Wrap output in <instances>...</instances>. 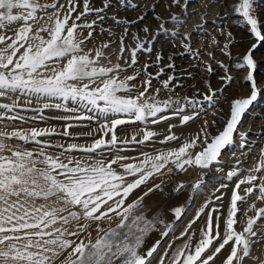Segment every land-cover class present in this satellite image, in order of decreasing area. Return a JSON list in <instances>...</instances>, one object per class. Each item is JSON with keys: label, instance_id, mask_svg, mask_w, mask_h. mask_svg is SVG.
Segmentation results:
<instances>
[{"label": "snow or ice", "instance_id": "6c2138e0", "mask_svg": "<svg viewBox=\"0 0 264 264\" xmlns=\"http://www.w3.org/2000/svg\"><path fill=\"white\" fill-rule=\"evenodd\" d=\"M161 2L150 9L153 21L133 31L146 13L129 20L120 12L139 11L137 0H100V6L94 0H0V264H264V206L257 205H264V147L249 157L248 134L238 131L264 92L253 56L264 43V21L254 0L229 5L252 38L231 66L245 73L240 80L250 95L228 101V113L213 110L223 124L215 133L204 119L196 133L178 135L175 130L207 113L205 104L218 103L234 77L219 61L220 88L208 84L202 99L176 91L175 56L199 58L192 33L181 30L192 0H167V15L154 11ZM200 7L194 31L207 23L210 5L201 0ZM93 33L106 38L97 42ZM226 34L222 51L232 59ZM145 55L154 59L140 64ZM152 66L154 73L147 71ZM162 124L164 131L156 127ZM225 149L236 158L227 170L218 166ZM210 171L223 172L227 183H219L176 236L177 222L192 209L189 201H173L185 191L198 193ZM184 173L199 179L181 182L177 176ZM157 195L161 203L153 208L146 198ZM153 233L158 238L149 245ZM175 240L182 243L174 247Z\"/></svg>", "mask_w": 264, "mask_h": 264}, {"label": "rangeland", "instance_id": "374dc122", "mask_svg": "<svg viewBox=\"0 0 264 264\" xmlns=\"http://www.w3.org/2000/svg\"><path fill=\"white\" fill-rule=\"evenodd\" d=\"M139 4V11L129 10L127 12L121 11L120 15L127 17L129 20H134L137 15L141 13H146L145 21H140L136 25H132V30L136 31L140 26L144 23L152 22L154 12L152 9V5L155 3V0H137ZM203 3H207L210 5L208 9V15L205 17L207 23L204 24L202 30L194 31L197 24L201 23L199 13L204 12V9L200 7L201 0H192V3L189 4L188 13L189 17L186 21V27L182 28V31H187L192 33L191 43L192 47L195 51L199 53V58H196L192 55L184 54L175 56V64L177 71L175 75L177 76V81L180 87L176 88V91L181 95L196 96L197 99H202L201 93L207 92V85L210 84L213 89L220 88L223 81L220 79L224 76V69L220 67L219 61H222L225 65H228L230 68V74L234 77L233 82L224 89L223 93H218V103L215 106H209L205 104L207 109L206 114H202L201 117H198L195 122H190V127L185 126L184 129L175 130L179 135L181 131H183L186 135H191L196 133L200 126L203 123L204 119L209 121L210 130L215 133L216 128H223V124L219 121L218 117L221 114L217 112L214 116L212 114L214 109H221L223 113H228V101H230L233 97H247L250 95V85L246 83H242L240 77L244 75L243 72H238L235 69H232L231 66L234 64L238 55L244 54L248 49L252 46V38L250 37V32L247 30L249 26H247L243 22V18L238 14H232V9L229 5L234 4L237 0H216V4H212V0H202ZM96 6H100V0H94ZM167 0H162V2L154 9L156 13L161 15H167V11L165 8V4ZM254 8L258 11V21H264V0H254ZM225 10L228 11L229 16L223 17ZM173 13H176L178 10L173 7L171 9ZM196 12V14H192ZM217 13L220 16H217ZM223 17V18H221ZM106 25L111 24V20L105 21ZM221 30L224 31L225 34L221 33ZM231 33L232 43L229 45V49L232 53V59H229L225 52L222 51L225 43L229 42V37L226 33ZM83 35H87V30H84ZM106 34L97 35V33H93V39L97 42L105 39ZM213 38H215V43L213 42ZM93 45L91 42H88L87 47L91 48ZM159 48V45L156 46ZM171 51H175L172 49ZM170 51L169 47L164 48V58L165 62H167V57L169 56ZM211 54V55H210ZM254 59L257 61V72L255 73V79L257 80L258 87L260 89H264V43L260 44L259 48L253 53ZM154 57H149L147 55L141 56L139 63L144 64L146 60L150 62ZM113 61L115 62V58L113 57ZM205 65H210L213 69L211 73H208L205 70ZM185 70L191 73L190 76L184 75ZM148 72L154 73L156 71V67L152 66L147 69ZM171 72V70H168ZM125 74H131V69L128 70ZM139 84V78L136 81ZM153 86L158 87L159 84L157 81H153ZM199 90V92L197 91ZM163 93H161V97H163ZM216 120L217 123L215 126H212L211 122ZM176 121H173L175 123ZM197 127H195L196 125ZM130 126H125L128 128ZM158 130L164 131L166 130L167 125L162 124L156 126ZM191 129V130H189ZM86 128H76L74 131H87ZM238 131L240 133H247L249 141L251 142V151L248 152L249 157L259 156L260 148L264 147V92H261L258 95V99L254 104L250 107V109L244 114L241 119L240 124L238 125ZM118 133L120 135H124L123 132H120L118 129ZM236 145L238 147L240 140L239 137H235ZM83 142V140L79 141ZM180 143V141L175 142V144L170 146H176ZM158 147H162L158 145ZM151 151V149H149ZM129 155H135L136 153H128ZM235 157L230 155L228 149H225L221 163L218 165L219 167L228 169V166L235 165ZM241 160L247 159L244 156H240ZM251 164L249 160L248 163L243 165L244 168H248ZM191 171V170H190ZM223 172H215L210 171L206 175H204V185H202V189L197 192H192V196L190 198V192L185 191L183 195H179L178 198L173 201L174 203L184 204L186 201H189V207L192 209L188 212V217L183 221V223H179V226L176 228V236H179L180 232L183 231L184 225L187 224L188 220H190L195 214L196 209H198L201 204L210 197L215 189L219 186V183L227 181H223L221 178L223 177ZM177 178L181 182H188L189 185L191 183L197 181L199 177L193 174H178ZM227 194L224 196L225 209L228 206L229 196L231 193V188L223 189ZM217 195L219 193H216ZM189 199V200H188ZM194 202V205L193 203ZM146 203H149L153 206V208L159 207L161 200L160 197L154 196L150 201L146 198ZM220 202L217 201V204ZM258 207L264 206L261 205L260 202H257ZM223 211V209H222ZM252 212H249L248 215H252ZM155 215V212H149L148 217ZM166 222H171L172 217L171 214H168L165 217ZM261 222L258 221V224ZM158 227H162L159 226ZM261 231H264V224L261 226ZM93 237H95V233H93ZM158 236L153 233L151 237L148 239L147 243L151 245L154 243L155 239ZM167 239V238H165ZM186 240L187 237H184ZM182 243L181 240H175L174 247ZM251 264V262H249Z\"/></svg>", "mask_w": 264, "mask_h": 264}, {"label": "bare ground", "instance_id": "6f19581e", "mask_svg": "<svg viewBox=\"0 0 264 264\" xmlns=\"http://www.w3.org/2000/svg\"><path fill=\"white\" fill-rule=\"evenodd\" d=\"M196 125V124H195ZM195 127H197V125L195 126ZM189 130H191V129H189ZM194 183V182H193ZM190 192V198H191V196H192V192L191 191H189ZM189 200V199H188ZM172 221V220H171Z\"/></svg>", "mask_w": 264, "mask_h": 264}]
</instances>
